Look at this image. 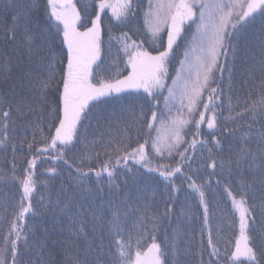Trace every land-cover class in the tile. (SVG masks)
<instances>
[{
    "label": "snow or ice",
    "instance_id": "1",
    "mask_svg": "<svg viewBox=\"0 0 264 264\" xmlns=\"http://www.w3.org/2000/svg\"><path fill=\"white\" fill-rule=\"evenodd\" d=\"M107 12L117 24L127 26L135 16L133 0H93L82 8L73 0H46V3L0 0V35L5 49L0 54L3 56L0 103L7 105L6 110L0 108L5 133L0 147H7L13 111L33 129V140L25 137L21 145L27 144L31 153L37 131L43 142L33 158L27 160L22 177L16 174L15 165L10 177H0L5 183H18L22 192L18 210L3 237L5 247L0 250V264H9L5 257L8 252L11 264H18L21 239L27 249L36 248L38 259L33 264H169V255L173 264H182L175 259L179 252L176 238L182 232L179 218L172 229L171 241L167 228L163 243L158 242L157 235L164 220L172 226L175 201L183 187L175 183L179 177L187 182V188L198 197L203 209L201 235L208 231L207 246L202 242L197 253L198 264H264V40L259 45L258 56L249 58L246 83L252 82L254 86L242 103L238 98L233 105L231 96L228 97V114L223 123L222 88L218 93L225 72L231 82L234 68L228 57L231 55L235 60L243 34L257 22L264 29V0L150 2L144 24L157 49L155 55L132 40L127 32L113 36V25L109 22V50L112 40H116L121 45L118 54L122 52L127 58V75L123 78H119V72L115 78L103 74L102 33ZM185 25L196 26L192 36V52L196 56L193 60L185 52L170 86L166 83L169 65ZM165 30L166 46L161 36ZM93 123L97 128L103 126L109 130L122 125L124 130L119 141L109 142V147L115 144V157L112 152H106L108 158L98 167L85 166L83 158L79 161L68 158L78 144L87 141ZM45 124L49 135L44 134ZM133 124L139 126L137 141L141 133L144 137L143 143L138 142L134 148L129 134ZM204 125L207 133L202 131ZM189 131L193 134L190 143L185 139ZM149 143L151 150L146 151ZM197 146L201 167L193 168ZM189 149L193 154H189ZM45 154L48 159L62 162L70 171L67 180L61 181L55 199L49 195L44 204L51 222L40 220L29 228V214L32 218L38 215L32 204L37 183L34 169L37 160ZM176 156L180 159L176 160ZM156 157L160 159L155 160ZM166 157L174 160V165L165 163ZM129 160L137 167H131ZM58 169L59 164L47 169L48 175L43 177L45 188L61 176L64 169ZM140 169L158 174L166 192L170 189L163 214L149 215L151 205L145 202L141 207L140 197L130 191L133 186L138 188L144 176ZM218 169L229 178L238 177L239 185L235 193L230 183L223 189L239 220L238 234L232 233L234 247L231 250L225 247L223 251L220 241L212 236L211 204L207 199V192L212 190L210 180L217 176ZM201 172L208 180H199ZM43 201L41 197L40 202ZM137 212L141 215L135 221L133 254L132 234L125 240L124 231L127 218ZM184 214L182 209L180 215ZM149 224L151 232L147 231ZM229 227H235L234 220ZM29 231L33 237L40 234L38 244L30 243L26 234ZM220 232L217 228L218 235ZM58 252L64 256L63 260L56 259Z\"/></svg>",
    "mask_w": 264,
    "mask_h": 264
},
{
    "label": "trees",
    "instance_id": "2",
    "mask_svg": "<svg viewBox=\"0 0 264 264\" xmlns=\"http://www.w3.org/2000/svg\"><path fill=\"white\" fill-rule=\"evenodd\" d=\"M151 0H133V5L135 8V16L132 19V22L127 26L117 24L112 20L110 12H107L104 16V32L102 33L103 39L105 41L103 46L102 55L104 57V68L105 72L103 73L106 76H111L113 78L116 77L117 72H119V78H123V76L127 75L126 70V57L122 52H119L118 49L121 47L116 40H112V48L109 50L108 47V24L112 23V35L115 37L121 36L122 33L127 32L132 40L136 41L138 44H142L145 50L150 51L153 55L156 54L157 49L155 45L151 43V35L148 33L145 24H144V15L148 11V6ZM46 3V0H44ZM73 3L77 4L78 8H82L86 3H93V0H73ZM43 11V8L41 9ZM184 31L181 34V37L178 38L177 45L174 46L175 51L173 53L172 63L169 65V75L166 80L168 85H172V81L176 78L177 69L181 67L180 61L185 58V52L189 53L193 41L192 36L196 30V26L192 25L189 27L188 25L184 26ZM163 37V44L166 46L167 43V31L161 33ZM264 40V29L261 28L259 22H257L254 26L250 27L242 36L240 41V50L236 54L235 60H232V56L228 57L230 66H233L234 70L232 73L231 82H229V75L227 72L224 73L223 81L221 85L218 87V93L221 88L223 90V107H222V116L221 122L223 123V119L228 114V97L231 96L232 104L235 105L237 103V99L243 102L244 97L247 95L248 91L252 89L254 86L252 82L246 83L247 80V70L249 68V58L252 55L259 54V45L261 41ZM131 42V41H130ZM163 50V49H160ZM4 45L2 43V35H0V54L4 53ZM3 59V56L0 55V60ZM223 57H221V61L223 62ZM13 65L15 64V59L12 61ZM219 72H217V78L219 79ZM259 76L257 75V80ZM231 86V91H229V87ZM213 87H217V85H213ZM167 90H164V95H167ZM208 99V93L205 92L203 100L206 102ZM216 103H220V101H216ZM160 107L163 108V97H161ZM0 108L7 109V105L0 103ZM200 110L203 111V105L201 104ZM221 111V109H218ZM136 115H139V111L137 110ZM151 113H148L150 117ZM198 118V117H197ZM131 119V117H129ZM13 121L15 123H13ZM139 126L133 124V127L129 130V134L131 135V147H137L138 142L143 143L144 137L141 133L139 139L137 141V128ZM81 131L83 129L81 128ZM202 131L204 133L208 132L206 125L202 126ZM44 134L49 135V130L47 125H44ZM101 134H103V138H101ZM153 135H156L153 132ZM124 136L123 126L121 125L119 129L115 127L111 130L101 126L97 128L95 123H93L92 127L88 129L87 133V141L85 143L78 144L77 148L73 150V152L68 154V158L70 160L79 161L83 158L85 166L88 164L93 165L94 167H98L100 164L106 160L107 154L106 152H112L113 157H115V152L113 149L115 148V144L109 147V142L112 140L119 141L120 138ZM5 137V133L3 131V115L2 111H0V140H3ZM8 142L7 147H0V177H10L13 174V166L15 165V172L18 176L22 177L24 174V170L27 168V160L33 158V154L36 153L37 147H42L43 142L41 140V133L39 131L36 132L35 138V147L32 149L31 153L27 148V144L21 145L20 141L25 137L27 140H33V129L28 126L24 122L21 121L15 111H13L12 116L9 119V130L7 132ZM193 138V134L191 131L188 132L185 139L190 143ZM127 139V137H125ZM199 139V137H198ZM96 140L97 143L93 144L92 141ZM13 144H15V152L13 151ZM183 147H187L184 145ZM183 147L180 149L183 151ZM151 150V145L149 143L146 146V151ZM97 153H99V159L96 158ZM189 154H193L192 150L189 149ZM89 155L91 159H89ZM204 157L206 159L207 152H204ZM196 159L192 164L193 168L201 167V157H200V149L197 146V150L195 153ZM159 157H156L155 160H159ZM176 160H179V156L175 157ZM165 163H171L174 165L175 161L170 158H165ZM210 162V161H209ZM54 164H59V169H64L61 176H57L55 180L51 181L48 184V187L45 188V183L43 180L44 176H47V169ZM128 164L136 168L137 166L133 163V161L129 160ZM58 169V170H59ZM87 170V169H86ZM37 176L36 190L34 192V198L32 200V204L35 206L38 215L34 218L29 214L28 219V227L43 220L45 222H51V217L48 214V209L44 206L47 204L49 195L55 199L56 192L61 187V181H66L68 178L69 171L67 167L59 161H53L52 159L46 158V154L40 156L37 160V167L34 169ZM142 173H144V169H140ZM187 171V169H186ZM207 171H211L210 169ZM179 176V174H178ZM217 178H220L219 185L217 184ZM199 180H208L207 175L204 172H201ZM238 177L233 176L229 178L226 174H222L217 170V176H214L210 180V184L212 185V190L207 192V199L211 204V215H212V236L214 240L220 241L221 251L228 247L229 250L234 247V238L233 231L238 234L239 231V220L238 215L234 213L232 209L231 201L228 199L227 194L224 192V188L231 184L233 192L239 191V185L237 183ZM175 183L177 185H183L182 191L178 194L177 200L175 201V212L172 216V226L169 227L168 221L164 220L163 225L161 226L157 235L159 236L160 243L164 242L165 232L164 229H168L169 241H171L172 237V229L177 224V219L179 218V223L182 227V232L176 238V245L179 249V252L175 259H179L182 261V264H198L200 259L198 250L203 242V245L207 246L208 239V231L205 230L203 235H201V225L203 221V209L199 205L198 197L192 193L187 188V182L183 181V177H179L175 179ZM130 191L134 196H139L140 200L138 201L143 207L144 203L147 202L151 205V209L149 211V215L153 214H163L165 207V197L170 194V189L168 192L165 190V185L162 181V178L158 176L156 173H144V176L141 178L139 182L138 188L133 186L130 188ZM22 196V192L20 191V186L15 182L5 183L0 181V250H3L4 240L3 237L7 235L8 229L10 227V223L14 217L15 211L18 210V205L20 203V198ZM41 197H44L43 203L40 202ZM239 198V197H237ZM171 203V201H169ZM137 201L134 200V204ZM7 209V211H5ZM184 210L185 214L183 216L180 215L181 210ZM141 215L140 212H137L134 215H131L127 218L126 227L124 231V238L127 240L129 238V233L132 234L133 237V254L135 252V237L137 235V228L135 225V221L138 216ZM191 217V219H189ZM235 221V227L230 228L229 224L232 221ZM217 228L221 229L220 234L217 233ZM148 232L152 231L151 224L147 229ZM30 239V243H39V233H37L36 237H33L32 233L29 231L26 233ZM25 235L24 232L21 233L23 237ZM98 242V241H97ZM147 242H151L150 238ZM231 242V243H229ZM146 246V245H145ZM20 247V256L18 257V264H33L35 260L38 259L36 248L33 247L31 249H27L24 245L23 239L19 242ZM188 249L187 252L184 250ZM5 257L11 264V254L10 252L5 254ZM57 260H63L64 256L59 252L56 256ZM169 264H173V257L169 255L167 257ZM205 259L207 257L205 256Z\"/></svg>",
    "mask_w": 264,
    "mask_h": 264
},
{
    "label": "rangeland",
    "instance_id": "3",
    "mask_svg": "<svg viewBox=\"0 0 264 264\" xmlns=\"http://www.w3.org/2000/svg\"><path fill=\"white\" fill-rule=\"evenodd\" d=\"M151 3H155V0H151ZM192 48H193V45H192V47H191V49H190V51H189V54H190V56L193 58V60L195 59V56H196V53H193L192 52ZM177 107H179V105L177 104ZM172 111H173V114H175L176 113V108H173L172 109Z\"/></svg>",
    "mask_w": 264,
    "mask_h": 264
}]
</instances>
